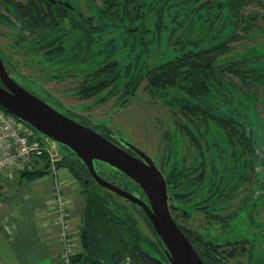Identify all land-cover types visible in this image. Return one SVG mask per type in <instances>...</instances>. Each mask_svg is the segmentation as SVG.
Instances as JSON below:
<instances>
[{"label":"trees","instance_id":"obj_1","mask_svg":"<svg viewBox=\"0 0 264 264\" xmlns=\"http://www.w3.org/2000/svg\"><path fill=\"white\" fill-rule=\"evenodd\" d=\"M64 1L73 3L72 0ZM102 1L105 9L97 8V17L86 16L79 7L73 11L60 4L49 3L51 11L48 17L44 13H37L25 24L28 28L47 26L51 30L48 37L36 39L38 51L45 50L50 62L58 60L73 64L87 60L94 52L104 55L102 63L86 75L77 87L76 95L80 100L96 99L97 104H101L121 91L123 105L137 95L143 81H146L148 92L170 106L176 116L179 114L182 122H175L176 132L184 133L191 139L201 160L206 151L221 145L211 137H222V143L231 151L240 150L242 144L248 149L252 148L253 130H262L260 128L264 126V111L258 108L262 104L264 109V47H253L249 54L241 55L234 54L231 45L245 38L234 34L240 28L247 34L260 29L255 24L256 15L247 19L242 14L243 7L250 0H183L167 26L164 24L165 8L154 9L161 0H151L152 4L149 5H145L149 0ZM225 11L231 16L225 24L233 26L235 31L228 40L218 42L220 37L211 36L212 29L217 18L222 19ZM152 12L158 18L154 30L148 27ZM125 22L129 23V28L124 30L127 37L124 43L129 46L127 39H133L129 48L135 55L134 64L123 66L114 59L119 54L116 50L107 52L96 47L107 34L117 33ZM136 23L137 32H132L130 28ZM153 32L156 41L149 38ZM166 34L168 45L164 43ZM208 39L209 43L214 42L208 45ZM154 42L157 43L158 52L152 50ZM171 48H177L180 54L171 58ZM91 128L111 140L109 127L96 124ZM207 137L208 145L204 147ZM167 139L170 141L172 136L169 135ZM62 148L67 152L61 154L58 167L69 171L84 194L80 226L82 251L74 256L72 264H119L120 255L142 246V242H138L141 236L137 232V220L124 200L120 201L91 180L86 164L68 148ZM200 168L196 166L195 174L199 173ZM46 169L20 172L19 185L22 187L24 182L33 183L44 178L49 175ZM186 169L188 173L179 178L177 171L180 167H170V180L178 184L175 188L179 191H188L189 186L201 182L200 178L190 182V171L193 169ZM98 173L105 178L109 176L106 171L98 170ZM2 192L0 185V197ZM142 216L154 232L143 211ZM154 235L159 240L155 232ZM186 235L205 264H227L241 253L239 243L226 251L211 242H196L192 233L187 232ZM143 243L151 252L145 250L147 254L168 264L160 242Z\"/></svg>","mask_w":264,"mask_h":264},{"label":"rangeland","instance_id":"obj_2","mask_svg":"<svg viewBox=\"0 0 264 264\" xmlns=\"http://www.w3.org/2000/svg\"><path fill=\"white\" fill-rule=\"evenodd\" d=\"M72 1L73 3H77L80 10L86 16L97 17V8L105 9L102 0ZM165 1L167 2L164 4ZM182 2L183 0H161L160 4H156L154 9L157 11L158 9L165 8L164 24L167 26L170 24L169 22L176 14L179 9V4ZM149 4H152L151 0L145 2V5ZM261 4H264V0H250V2L243 7L242 14L245 18L249 19L253 14L257 16L255 24H257L260 29L252 31L249 34L242 31L241 28L237 30L234 34L241 37L244 36L245 38L239 39L231 44L234 54L245 55L249 54L253 47H264V19L262 18L264 16V5L262 6ZM156 18L157 15L155 12H152V15L149 16L148 27L152 30H154L153 26H155L156 20L158 19ZM230 18L229 12L226 13V11L222 19L220 17L217 18L211 36L220 37L218 42L226 41L233 35L235 31L233 26L230 27L225 24V22L228 23ZM137 24L138 23H136L133 28H130L132 32H137ZM128 26V22L121 24L120 30H118L117 33L107 34L96 47L97 49L100 48L107 52L110 49L116 50L119 54H117L114 59L121 62L123 66L134 64L133 57L135 53H132L129 48L133 39H127L129 46H125L124 43L127 38L124 30L129 28ZM240 26L243 25L241 24ZM154 32L149 36L150 39L156 37ZM10 34H13L12 30L0 27V45L7 49V51L5 50V55L3 52L1 54H3V57L7 60H10L12 65L17 69L16 72H13V78L22 86L42 97L46 103L64 115H68L69 112L77 113L83 119L93 124L109 127L114 136L119 140H126L130 142V144L132 143L139 146L147 150V152L153 156L161 154L160 152L163 146L162 136L165 130L171 128L169 123H171L172 112L168 106L151 98V94L146 89V81H143L136 97L128 100L123 105L122 102L124 98L121 97V91L109 97L105 103L101 104H97L96 99L80 100L76 95L77 87L84 81L86 75L102 63L104 55L100 53L95 54L94 52V54L85 61L63 64L57 60L55 63L51 64L47 61H41L44 58L43 54L30 53V46H28L21 37H12ZM196 35L197 34H195V36ZM209 39L207 40L208 45L214 42L212 41L209 43ZM154 40L156 41V38H154ZM164 40L165 45H168L167 34ZM177 48H171L169 50V52H172L171 58L180 54ZM121 49L122 52H120ZM152 50L158 52L159 49L156 42H154ZM173 50L175 51L173 52ZM153 55L155 56V54ZM66 56L68 57L69 53H67ZM259 110L261 112L264 111L262 104L259 105ZM262 117L264 118V113H262ZM262 120L264 121V119ZM263 127L262 125V128ZM30 128L33 129L32 127ZM36 134L37 137H45L37 132ZM58 152L62 154L67 152V150L65 148H59ZM105 168L106 167H102L100 170H106ZM14 176V178L10 179L1 178L6 179L5 181L3 180V183L2 181L0 182V185L3 187L2 194L5 199L14 196L16 193H23L24 189H26L25 187H30L32 184L24 182L21 187L19 185V173ZM52 178V176L46 175L43 179H49L50 182H52ZM75 190H77V195L80 196V198L75 204L76 209L74 214L80 217L84 207V194L80 186ZM256 195H259V192L254 193V190L250 192L246 198L247 203L237 211V215L234 219L225 227L220 226V233L214 236L210 235L211 237L213 236L215 243L224 244L248 240L251 248L255 246V248H257L261 243L260 238H264V235H261V233L264 234V205L257 199ZM116 197L120 201L124 200L118 196ZM204 197V192H202L197 198V201H201ZM258 213H260V216H258ZM193 224L198 227L200 222H193ZM260 224L261 226H259ZM145 231L150 235L149 229H145ZM230 263L239 264V258L237 257L236 259L230 260Z\"/></svg>","mask_w":264,"mask_h":264},{"label":"flooded vegetation","instance_id":"obj_3","mask_svg":"<svg viewBox=\"0 0 264 264\" xmlns=\"http://www.w3.org/2000/svg\"><path fill=\"white\" fill-rule=\"evenodd\" d=\"M49 3L60 4L61 6L73 11H76V8L78 7L77 3L70 4L64 0H0V27L12 30L13 34H10V36L16 38L21 37L26 44L31 42V44L28 45L30 46L29 52L43 54L44 58L41 61L47 62L50 61H48L45 56L46 51H38V48L36 47V39L42 36L48 37L52 33L51 30L47 26L44 28H36V26L28 28L25 24L31 20V17H35L37 13H44V15L48 17L51 11ZM5 50L7 51V49L0 45V57L9 76L14 79L13 72H16L17 69L12 65L10 60L3 57V54L6 53ZM2 52L3 54H1ZM55 62L50 63L52 64ZM15 81L17 82V80ZM26 89L29 90L28 88ZM30 92L42 99V97L33 91ZM134 97H136V95ZM134 97H131L130 99ZM151 98L163 105H166L161 99H159L158 96L151 95ZM168 107L172 112L171 123H169L171 128L165 130V133L162 136L163 146L162 151L160 152L161 154L153 156L148 153L147 150H144L139 146L132 143L130 144V142L126 140H119L114 136L110 128L109 136L111 140H109L128 151L132 156L141 159L135 151L125 144L131 145L142 151L152 161L165 180L168 194V205L171 215L186 237L187 232L192 233V238H194L196 242L200 243V240L205 241L204 243L211 242L226 251H229L236 243H239V247L241 248V253L238 256L239 264H264V238H260L261 243L257 246V248H255L256 246L251 248L248 240H240L224 244H217L213 240V236L221 232L220 226L225 227L228 225V223L237 215V211L247 203L246 198L250 192L253 190L254 193L259 192V195H256L257 199H259L264 205V127L260 128L262 130H253L252 148L248 149L244 146V144H242V148L240 150H236L239 151L237 154L236 151L227 149L225 143H222V137L217 138L216 136L217 140L214 137H211V139L217 141V144L220 143L221 145L215 147L214 150L211 149L209 152L206 151L204 159L201 160V157H199V151L197 148H194V144H192L191 139L184 133L177 134L175 122L182 121L179 114L176 116L173 109L170 106ZM67 116L83 125L88 126L89 128L96 125L83 119L77 113L69 112ZM169 135L172 136L170 141L167 139ZM259 139H262L263 141L259 142ZM203 145L204 147L208 145V137L207 141H204ZM94 165L96 173L99 177L148 203V198L143 189L131 178L106 163L95 161ZM195 165L198 167L201 166L199 173L196 174ZM171 166L180 167V170L177 171V176L179 178L188 173L186 168L193 169L190 171V182L191 180L195 181L198 178L201 179V182L196 186H189L190 189L188 191H186L187 189L179 191L175 188L178 184H175L172 180H170ZM102 167H106V170L102 171H106L109 174L106 178L98 173V170ZM90 179L99 185L92 178V176ZM100 187L105 189L102 186ZM107 191L110 192L109 190ZM202 192H204L205 197L198 202L197 198ZM110 193L118 196L115 193ZM124 202L129 205L130 212L137 220V232L141 236V239L138 240V242H142L140 243V245H142L140 247L142 248L137 247L134 248L133 251H127L126 253L120 255L118 257V263L155 264L153 260L148 258L147 252L145 251L148 250V248L143 242H160V240H157L154 232L143 218L142 211L147 216L145 210L125 199ZM258 216H260V213H258ZM197 221L200 222L198 227L193 224V222ZM261 224L259 226H261ZM145 229H149L150 235L146 233ZM210 235L213 236L211 237ZM261 235L264 234L261 233ZM187 239L191 242L188 237ZM196 246L199 247L197 244ZM148 252L150 251L148 250ZM227 264H231L230 260Z\"/></svg>","mask_w":264,"mask_h":264},{"label":"water","instance_id":"obj_4","mask_svg":"<svg viewBox=\"0 0 264 264\" xmlns=\"http://www.w3.org/2000/svg\"><path fill=\"white\" fill-rule=\"evenodd\" d=\"M0 80L3 84L0 85V107L44 135L42 138L58 151L66 147L75 153L100 186L145 210L168 264H205L171 215L163 176L142 151L125 144L141 159L136 158L94 129L57 111L12 79L1 57ZM95 161L106 163L135 181L146 194L148 203L99 177ZM147 256L155 264H166L152 255Z\"/></svg>","mask_w":264,"mask_h":264},{"label":"crops","instance_id":"obj_5","mask_svg":"<svg viewBox=\"0 0 264 264\" xmlns=\"http://www.w3.org/2000/svg\"><path fill=\"white\" fill-rule=\"evenodd\" d=\"M66 182V196L71 199L68 218L80 232L82 215L74 214L79 185L75 179ZM25 188L8 199L1 193L0 264H61V244L50 215L52 182L41 178Z\"/></svg>","mask_w":264,"mask_h":264},{"label":"built area","instance_id":"obj_6","mask_svg":"<svg viewBox=\"0 0 264 264\" xmlns=\"http://www.w3.org/2000/svg\"><path fill=\"white\" fill-rule=\"evenodd\" d=\"M0 108V178L13 177L26 169L48 168L52 176L50 215L61 244V264H72L81 251L80 232L68 218L71 199L66 196L68 170L58 167L61 154L48 141L37 137L33 129Z\"/></svg>","mask_w":264,"mask_h":264}]
</instances>
